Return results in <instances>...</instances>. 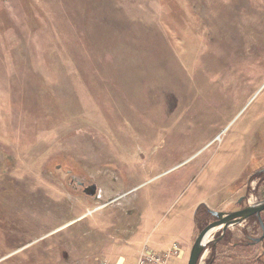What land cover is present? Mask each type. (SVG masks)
<instances>
[{"label": "rangeland", "instance_id": "obj_1", "mask_svg": "<svg viewBox=\"0 0 264 264\" xmlns=\"http://www.w3.org/2000/svg\"><path fill=\"white\" fill-rule=\"evenodd\" d=\"M262 167L264 0H0V264H188ZM241 227L197 264H264Z\"/></svg>", "mask_w": 264, "mask_h": 264}, {"label": "water", "instance_id": "obj_2", "mask_svg": "<svg viewBox=\"0 0 264 264\" xmlns=\"http://www.w3.org/2000/svg\"><path fill=\"white\" fill-rule=\"evenodd\" d=\"M85 192L90 196H98L96 193L97 185L96 184L90 185L88 188L85 189ZM263 209H264V200L260 201L255 208L247 207L242 210H236L232 212H224L215 209H210V212L213 215H215L218 218V220L208 224L200 231L199 235L197 236L192 246L188 264H197L198 259L201 256V253L203 252L206 245L210 242V240H208L207 237L211 234V232L215 228L224 225L223 230H226L228 226L235 225L241 222L244 218L254 213V211H261ZM218 239L219 238H217V240Z\"/></svg>", "mask_w": 264, "mask_h": 264}, {"label": "flooded vegetation", "instance_id": "obj_3", "mask_svg": "<svg viewBox=\"0 0 264 264\" xmlns=\"http://www.w3.org/2000/svg\"><path fill=\"white\" fill-rule=\"evenodd\" d=\"M259 172H264V167H262L261 169H259ZM242 199H244L243 196L240 198V200H242ZM262 200H264V198L261 199V200L253 201V202H251L250 200H248V203L247 204L242 205V207H240L239 209H236V210H242V209L247 208V207L255 208L258 205V203L260 201H262ZM236 210H232V211H236ZM252 210H254V209H252ZM220 211L232 212V211H226V210H220ZM263 213H264V209L261 210V211H254V213H252L249 216H247L246 218H244L241 222H239V223H237L235 225L228 226L226 228V230H223L224 225H221L220 226V229L221 230H220V233L218 234V236L215 237V238L209 239L210 242L206 245V247L204 248V250L206 248H208V245L209 244L211 246H214L220 240L224 239L226 237V235H227L226 233H228L229 227H231V226H239V227H241L242 226L241 229H240L242 238L239 239V241L237 242V244H241V245H243L246 248L251 247V246L252 247H258V249H262V251H264V215H263ZM216 220H218V218L214 215V219L211 220L210 222H208L205 226H207L208 224H210V223H212V222H214ZM248 221L251 222V223H254L253 224L254 229L252 227L250 229H249V227H247V224L249 223ZM217 228H215V229H217ZM217 238H219V239L217 240Z\"/></svg>", "mask_w": 264, "mask_h": 264}, {"label": "crops", "instance_id": "obj_4", "mask_svg": "<svg viewBox=\"0 0 264 264\" xmlns=\"http://www.w3.org/2000/svg\"><path fill=\"white\" fill-rule=\"evenodd\" d=\"M132 227H127L126 228V230H128L127 231V234H126V236L125 237H127L128 239H134L135 238V236H138V238L137 239H135V240H133L134 242H136V240H137V242H139V241H141V244H142V246H141V248L142 247H144V248H146V245L149 247V248H152V247H150L149 246V244H148V241L147 240H145V238H146V234H147V232H149V230H142V232L140 233V236H142V237H139V232H137L138 230H140L139 228H137V229H134L133 231H132ZM145 232V233H144ZM145 236V237H144ZM144 238V239H143ZM143 239V240H142ZM117 244V243H116ZM157 242H155V244H154V246H153V248L154 247H156L157 246ZM126 245H131L130 244V242H126ZM131 247H132V245H131ZM114 248H115V246H114ZM168 248H170V246L168 247ZM168 248L166 249V250H168ZM171 249V248H170ZM152 250V249H151ZM166 250H162V251H166ZM103 260H105V258L103 259ZM135 260L136 259H134V261H129L128 259L126 260L124 257H120L116 262H112V261H110V260H107L106 259V261L108 262V264H133L134 262H135Z\"/></svg>", "mask_w": 264, "mask_h": 264}, {"label": "built area", "instance_id": "obj_5", "mask_svg": "<svg viewBox=\"0 0 264 264\" xmlns=\"http://www.w3.org/2000/svg\"><path fill=\"white\" fill-rule=\"evenodd\" d=\"M149 258L154 259V256L153 255H148V256L141 255V257L138 258V264H143L144 261L147 262ZM100 264H108V262H106L105 260H102Z\"/></svg>", "mask_w": 264, "mask_h": 264}, {"label": "bare ground", "instance_id": "obj_6", "mask_svg": "<svg viewBox=\"0 0 264 264\" xmlns=\"http://www.w3.org/2000/svg\"><path fill=\"white\" fill-rule=\"evenodd\" d=\"M212 233V232H211ZM210 236H211V234L207 237V239L209 240L210 239ZM189 259V258H188Z\"/></svg>", "mask_w": 264, "mask_h": 264}]
</instances>
